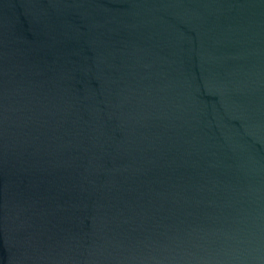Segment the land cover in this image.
<instances>
[{"label":"water","instance_id":"95a60500","mask_svg":"<svg viewBox=\"0 0 264 264\" xmlns=\"http://www.w3.org/2000/svg\"><path fill=\"white\" fill-rule=\"evenodd\" d=\"M0 264H264V0H0Z\"/></svg>","mask_w":264,"mask_h":264}]
</instances>
